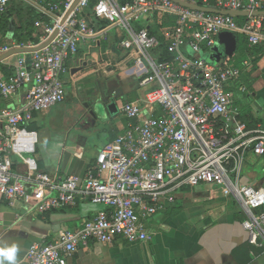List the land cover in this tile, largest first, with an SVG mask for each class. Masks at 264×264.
<instances>
[{"label":"built area","instance_id":"built-area-1","mask_svg":"<svg viewBox=\"0 0 264 264\" xmlns=\"http://www.w3.org/2000/svg\"><path fill=\"white\" fill-rule=\"evenodd\" d=\"M18 1L34 11L37 40H0V101L24 91L21 106H0V201L39 214L78 199L104 206L80 227L32 243L22 264H67L91 240H150L146 221L174 202L177 189L199 185L234 199L248 242L264 253V186L242 181L246 156L264 157V129L242 121L234 107V91L245 90L234 54L203 58L224 31L244 35L250 47L264 45V14H253L264 11V0H0V17ZM101 42L124 50L138 87L153 88L119 105L127 128L98 150L84 175L53 178L37 168V133L27 125L66 100L65 60Z\"/></svg>","mask_w":264,"mask_h":264},{"label":"crops","instance_id":"crops-1","mask_svg":"<svg viewBox=\"0 0 264 264\" xmlns=\"http://www.w3.org/2000/svg\"><path fill=\"white\" fill-rule=\"evenodd\" d=\"M105 48L108 60L100 55L88 56L81 50L65 60V73L71 74V83L92 82L87 89L89 96L81 94L86 109L81 113L79 129L72 128L66 133L64 127L57 124L39 137L36 120L48 116L57 104L45 113L34 114L27 125L37 133L33 153L36 157L32 156L37 168L53 178L84 175L94 164L98 150L126 130L128 121L119 112V105L141 100L144 96V88L138 87L133 72L132 59L121 55L112 45ZM105 48L100 47L102 51ZM83 63H86L83 70L77 71ZM250 76L249 85L240 77L238 86L245 90L236 89L234 107L239 110L242 121L264 129V55L256 62ZM66 92L68 99L70 92L67 88ZM121 97L126 99L120 100ZM111 99L116 102L115 115L107 109ZM23 102L24 91L19 90L7 100L0 101V105L19 107ZM15 167L19 172L24 171L20 162ZM255 167L264 170V157L248 154L242 181L264 186V176L257 173ZM174 195L173 203L146 221V229L152 234L150 240L128 243L116 238L107 244L91 240L87 247L80 245L67 264H264L262 250L247 240L238 205L221 188L183 186ZM103 208L101 204L78 199L72 207L39 214L23 206L22 202L10 206L0 201V247L17 244L16 264H22L32 243L50 242L60 231L80 227Z\"/></svg>","mask_w":264,"mask_h":264},{"label":"rangeland","instance_id":"rangeland-1","mask_svg":"<svg viewBox=\"0 0 264 264\" xmlns=\"http://www.w3.org/2000/svg\"><path fill=\"white\" fill-rule=\"evenodd\" d=\"M236 21L241 24L244 19L243 18H236ZM162 22V21H161ZM163 24V23H162ZM156 24L152 23L151 24V28L152 30L156 28L155 26ZM165 26V24H163ZM116 32V28L115 27H111L109 28V42L113 44V40H114V34ZM241 34H238V42H237V48L236 51L239 47L240 41H241ZM89 47H91V45L86 44V45H81L80 46V50L81 53H88V56H91V54H95L97 56H101L102 59H106L108 60L109 58L106 55V49H103V51L99 48V47H92L89 49ZM114 49H116L115 44L112 46ZM110 48V47H108ZM236 51L234 52V55L236 53ZM119 52L121 55L126 56V53L124 50L119 49ZM223 52V46L217 42L215 45H213V47L210 49L209 53L206 54L205 56H203V58L206 59V61H208L209 63H215L216 61V54L217 53H221ZM153 56H155V54H152ZM71 74L68 73H63L61 75V78L66 82L65 87L67 88V90L70 92L68 99H66L64 102L61 103H57L56 106L52 107L51 109V113L48 116H40L37 120H36V124H37V131H38V135L39 137H41L43 134L48 133V129L51 128L52 125H56L60 124L62 125V127H64L65 132L67 133L69 130H72V128L75 129H79L80 127L78 125H80L82 123V119H81V113L84 110L85 111V107L84 104L86 103V101H83L81 98V94H83V96L87 97L89 96L87 94V89L88 87H90L92 84L91 83H84L83 81L76 83H71L70 80V76ZM153 86H148L146 88H144V91L150 90L152 89ZM235 93V91H234ZM90 94V93H89ZM120 100H125V97H121L119 98ZM3 106L5 104H2ZM0 105V106H2ZM83 111V112H84ZM115 115V114H114ZM117 116H120L119 113L117 114ZM33 157H36V154H31ZM247 157V156H246ZM246 161V160H245ZM245 165V164H244ZM255 171L259 174L262 175V177L264 176V170L263 168L260 167H255ZM245 169L243 167L242 170V174H244ZM255 187H257V185H255Z\"/></svg>","mask_w":264,"mask_h":264},{"label":"trees","instance_id":"trees-1","mask_svg":"<svg viewBox=\"0 0 264 264\" xmlns=\"http://www.w3.org/2000/svg\"><path fill=\"white\" fill-rule=\"evenodd\" d=\"M35 19L36 16L30 6L21 1L13 3L8 11L0 17V40L4 42L5 35L8 34L14 41L25 42L28 39L36 41ZM236 37L238 40V35ZM241 38L239 47L233 56V64L242 69L241 80L249 85L250 75L256 68V62L264 55V46L250 47L244 36ZM107 45V42H101V48H105ZM245 60H248L247 65L243 64Z\"/></svg>","mask_w":264,"mask_h":264},{"label":"water","instance_id":"water-1","mask_svg":"<svg viewBox=\"0 0 264 264\" xmlns=\"http://www.w3.org/2000/svg\"><path fill=\"white\" fill-rule=\"evenodd\" d=\"M193 7L199 8V9H205L213 12H218V13H226V14H231V15H242L246 14V12L242 11H234V10H217V9H212L208 7H202L199 5H193ZM253 14H264V11H255ZM218 42L223 46V52L217 53L216 54V61L221 58L222 54L232 56L234 52L236 51L237 48V39L236 36L232 32L224 31L221 32L218 35ZM91 63V62H89ZM86 63H83L77 68V71L83 70L84 66ZM107 109L111 114H114L117 111V106L116 102L114 99H111L110 102L107 105Z\"/></svg>","mask_w":264,"mask_h":264},{"label":"clouds","instance_id":"clouds-1","mask_svg":"<svg viewBox=\"0 0 264 264\" xmlns=\"http://www.w3.org/2000/svg\"><path fill=\"white\" fill-rule=\"evenodd\" d=\"M19 251L17 244L12 243L5 247H0V264H16V254Z\"/></svg>","mask_w":264,"mask_h":264},{"label":"snow or ice","instance_id":"snow-or-ice-1","mask_svg":"<svg viewBox=\"0 0 264 264\" xmlns=\"http://www.w3.org/2000/svg\"><path fill=\"white\" fill-rule=\"evenodd\" d=\"M0 255H2V254H0Z\"/></svg>","mask_w":264,"mask_h":264}]
</instances>
